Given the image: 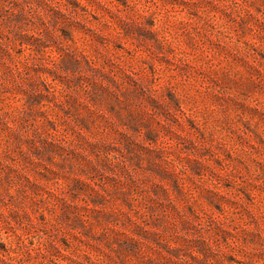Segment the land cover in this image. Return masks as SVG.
<instances>
[{"label": "rangeland", "instance_id": "1", "mask_svg": "<svg viewBox=\"0 0 264 264\" xmlns=\"http://www.w3.org/2000/svg\"><path fill=\"white\" fill-rule=\"evenodd\" d=\"M0 264H264V0H0Z\"/></svg>", "mask_w": 264, "mask_h": 264}]
</instances>
